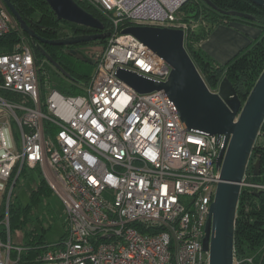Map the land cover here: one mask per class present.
<instances>
[{"label": "built area", "instance_id": "2783aa9c", "mask_svg": "<svg viewBox=\"0 0 264 264\" xmlns=\"http://www.w3.org/2000/svg\"><path fill=\"white\" fill-rule=\"evenodd\" d=\"M76 1L111 25L90 78L73 83L80 94L52 88L48 75L43 90L42 65L26 40L0 54V91L12 93L0 94V264H22L8 207L23 167L40 170L66 218L64 237L26 264H209L203 239L224 136L188 130L164 90L142 94L116 75L122 68L168 80L164 59L122 31L147 25L186 33L180 10L188 0ZM10 15L0 4V36Z\"/></svg>", "mask_w": 264, "mask_h": 264}, {"label": "water", "instance_id": "95a60500", "mask_svg": "<svg viewBox=\"0 0 264 264\" xmlns=\"http://www.w3.org/2000/svg\"><path fill=\"white\" fill-rule=\"evenodd\" d=\"M20 28L31 38L54 47H67L70 56L93 63L83 50L69 48L76 44L107 39L110 32H98L44 39L37 35L33 25L25 20L10 0H2ZM57 18L68 23L103 30L104 23L76 0H46ZM211 5L210 0H205ZM264 9V0H251ZM229 15L252 16L236 11ZM146 44L171 68L165 82H157L135 72L119 68L117 77L142 94L164 90L171 99L183 124L188 130L199 129L210 135L224 136V148L217 158L220 170L214 201L206 223L203 250L209 253V264H234L237 210L244 178L252 152L264 123V70L249 96L243 102L232 82L224 77L217 90H212L196 66L186 47L183 29L147 25H133L122 31ZM47 61L61 74L77 82L49 54ZM260 159L254 164L255 175L260 174Z\"/></svg>", "mask_w": 264, "mask_h": 264}, {"label": "trees", "instance_id": "16d2710c", "mask_svg": "<svg viewBox=\"0 0 264 264\" xmlns=\"http://www.w3.org/2000/svg\"><path fill=\"white\" fill-rule=\"evenodd\" d=\"M10 1L25 20L33 25L37 24L46 36L52 38H63L70 34L63 31L65 24L71 26L72 34L105 32L110 31L111 28L106 18L86 3L79 2L87 11L101 19L105 26L103 30L90 29L58 19L46 0ZM210 1L211 5L205 0H188L180 10V16L187 24L185 40L187 50L212 90H217L221 80L227 77L234 85L239 98L245 102L264 70V9L251 0ZM0 2L5 5L2 0ZM225 11L245 13L252 16V18L229 15L224 13ZM235 20L258 27L261 34L227 63L222 64L207 54L202 49L201 43L208 38L217 26L227 25ZM23 39L33 47L32 38L17 23L15 27L0 36V54L13 52ZM99 42L107 43V39L91 42L90 44H98ZM52 48L48 52L49 55L67 73L74 77L76 83L85 84L94 70L95 59L92 58L93 63H87L70 56L62 47L53 46ZM57 48L60 51L56 50ZM33 52L36 62L42 65L39 78L41 87L44 90L47 75L51 77L55 69L52 68L50 63L46 62L44 55L34 47ZM58 73L60 74L59 71ZM66 92L80 94L82 90L79 86L72 84ZM0 94L4 97L12 95V93L5 90H1ZM257 159H260L261 166L260 174L255 175L254 164ZM31 170L26 167L22 168L14 183L8 207L11 235L15 230L22 233V241L17 244L23 248L21 253L22 264L36 259L45 245L48 244L45 240V233L50 226L46 227L42 224V219L38 215L36 216V208L40 205L46 208L49 199L55 196L40 170L33 169L38 171L35 178L32 177ZM22 176L25 177V181H30L29 198L26 203L22 202L16 192ZM12 182L13 180L11 184ZM245 182L247 184L242 186L237 210L235 257L237 260H242L241 264H264V123L252 152ZM49 210L50 208H48ZM5 215L6 203L0 207V219L4 218ZM36 218L41 223L42 233H39L37 226L30 224ZM250 258L251 260H248Z\"/></svg>", "mask_w": 264, "mask_h": 264}, {"label": "rangeland", "instance_id": "374dc122", "mask_svg": "<svg viewBox=\"0 0 264 264\" xmlns=\"http://www.w3.org/2000/svg\"><path fill=\"white\" fill-rule=\"evenodd\" d=\"M1 4V2H0ZM11 16V15H10ZM11 28L15 27L17 22L13 16H11ZM63 26V25H62ZM63 31L69 32L72 34L71 26L64 25ZM10 28V29H11ZM69 34V35H70ZM107 43L99 42L98 44H83L81 46V50L87 53L90 57L96 59L97 56L104 50ZM55 72H52L50 77V86L54 89H57L60 92H66V90L74 83L71 79L67 78L63 74H57L58 70L56 68ZM57 71V72H56ZM47 86H48V78L46 77ZM45 88V86H44ZM48 90V87L45 90ZM45 92V91H44ZM32 177L35 178L38 171L31 170ZM34 186V185H33ZM32 188V186H31ZM29 189H30V181H25V177L22 176L20 179V185L16 188L17 195L21 198L22 202H27L29 198ZM48 208L50 210L48 211ZM36 216L38 215L42 219V224L46 227L50 226L45 233V240L47 243H57L59 242L63 235L65 234V215L63 213V208L56 196H52L49 199V204L45 208V206L40 205L36 208ZM32 226H37L39 233H42L41 223L36 218L33 222H30ZM12 240L14 244H19L22 241V233L18 230L12 232Z\"/></svg>", "mask_w": 264, "mask_h": 264}, {"label": "crops", "instance_id": "0c3cea01", "mask_svg": "<svg viewBox=\"0 0 264 264\" xmlns=\"http://www.w3.org/2000/svg\"><path fill=\"white\" fill-rule=\"evenodd\" d=\"M261 30L243 21H232L217 26L202 43V49L219 63H227L240 50L259 37ZM0 108V117L4 116Z\"/></svg>", "mask_w": 264, "mask_h": 264}, {"label": "flooded vegetation", "instance_id": "af4514ba", "mask_svg": "<svg viewBox=\"0 0 264 264\" xmlns=\"http://www.w3.org/2000/svg\"><path fill=\"white\" fill-rule=\"evenodd\" d=\"M37 25V24H36ZM34 30L35 32L37 33L38 36H40L41 38H44V39H55V38H52V37H49V36H46V34L43 32V30L37 25V27H34ZM81 34H86V33H76V34H71V35H68V36H76V35H81ZM91 34V33H90ZM67 37V36H66ZM32 41V44H33V47L37 50V51H40L43 55L45 53L49 54L48 52L51 51L53 48L52 45L48 44V43H44L42 42L41 40L39 39H36V38H32L31 39ZM83 44H86V43H83ZM83 44H76L74 46H70L69 48H78L80 49L81 46ZM63 50H65L67 47H62ZM58 51H60V49H56ZM45 57V56H44ZM46 58V57H45ZM92 58V57H91ZM47 60V59H46ZM49 63V62H48Z\"/></svg>", "mask_w": 264, "mask_h": 264}]
</instances>
